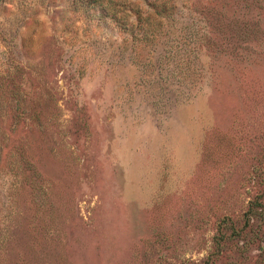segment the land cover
<instances>
[{
	"label": "rangeland",
	"instance_id": "374dc122",
	"mask_svg": "<svg viewBox=\"0 0 264 264\" xmlns=\"http://www.w3.org/2000/svg\"><path fill=\"white\" fill-rule=\"evenodd\" d=\"M0 264H264V0H0Z\"/></svg>",
	"mask_w": 264,
	"mask_h": 264
},
{
	"label": "trees",
	"instance_id": "16d2710c",
	"mask_svg": "<svg viewBox=\"0 0 264 264\" xmlns=\"http://www.w3.org/2000/svg\"><path fill=\"white\" fill-rule=\"evenodd\" d=\"M233 233H234V236H235L238 232H236V230L233 229ZM220 246H221V244H220Z\"/></svg>",
	"mask_w": 264,
	"mask_h": 264
}]
</instances>
